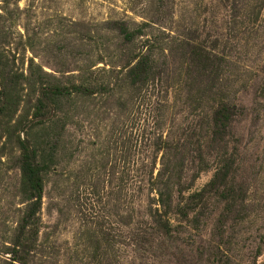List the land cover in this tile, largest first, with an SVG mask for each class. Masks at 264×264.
Masks as SVG:
<instances>
[{"label":"rangeland","instance_id":"rangeland-1","mask_svg":"<svg viewBox=\"0 0 264 264\" xmlns=\"http://www.w3.org/2000/svg\"><path fill=\"white\" fill-rule=\"evenodd\" d=\"M0 264H264V0H0Z\"/></svg>","mask_w":264,"mask_h":264},{"label":"trees","instance_id":"trees-1","mask_svg":"<svg viewBox=\"0 0 264 264\" xmlns=\"http://www.w3.org/2000/svg\"><path fill=\"white\" fill-rule=\"evenodd\" d=\"M22 149L24 152V161H23V172L27 180L29 188L34 192H39V179L37 175V168L35 167V156L33 151L27 143L22 144Z\"/></svg>","mask_w":264,"mask_h":264}]
</instances>
